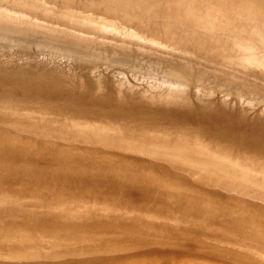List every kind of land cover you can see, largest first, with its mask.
I'll list each match as a JSON object with an SVG mask.
<instances>
[{"label": "bare ground", "instance_id": "bare-ground-1", "mask_svg": "<svg viewBox=\"0 0 264 264\" xmlns=\"http://www.w3.org/2000/svg\"><path fill=\"white\" fill-rule=\"evenodd\" d=\"M46 1H48V0H46ZM110 1H111L110 7L116 8L115 6H120V9H122L125 5V4H123L124 0H110ZM139 1H138V3H139ZM149 1H151V0H149ZM153 1L158 2L159 0H152V2L149 3V6H150V4L153 3ZM181 1H184V0H181ZM249 1L251 3L248 2L246 4V7H245L247 10L246 14H245L246 16L242 15V14L240 16H244V18H245L244 20H247L249 18L247 21L253 22V21H255L253 17H255L257 15L256 9H255V4H254V3H256L255 2L256 0L255 1L249 0ZM184 3H186V2L184 1ZM187 3H189V2H187ZM237 4H238V2H237ZM156 5H158V3ZM156 5L153 7L154 8L156 7V10H157ZM170 5H171V3H170ZM146 6H148V5H144V8ZM159 6L160 5H158V7ZM161 6H163V5H161ZM257 6H258V4L256 5V7ZM260 6H262V5H260ZM148 8H149L150 12H151V10H153L150 7H148ZM166 8L167 7H165V9ZM191 8H192V6H191ZM202 8H203V6H202ZM243 8H244V6H243ZM172 10H174V9H172ZM190 10H192V9H190ZM91 11L93 13V10H91ZM91 11H89V12L91 13ZM102 11H103V9H102ZM143 11H145V10H143ZM159 11H160V9H159ZM165 11H167V9ZM87 12H85V14ZM157 12H158V10H157ZM243 12H244V10H243ZM34 13H35V11H34ZM174 13H175V11H174ZM160 14H162V13H160ZM152 15H155L153 13V11H152ZM157 15H158V13H157ZM87 16H88V14H87ZM162 16H163V14H162ZM197 16L198 15H196V17ZM200 16L197 17L196 20L194 19V22L192 21V24L196 23L197 26L201 24V26L208 27L206 19L200 18ZM82 17H84V16H82ZM85 17H86V15H85ZM4 18H5V16H4ZM153 19H151V21ZM179 19H181V18H179ZM92 20H90V21H92ZM176 20H178V19H176ZM218 20H219V18H218ZM256 20H257V18H256ZM247 21H245V23L249 24ZM60 22H62V21H60ZM153 22L155 23V20ZM208 22H211V21H208ZM11 23H12V21H11ZM47 23H49V22H47ZM101 23H103V22H101ZM101 23L98 22L97 24H101ZM169 23H171V22L169 21ZM213 23L214 22L212 21V23H210V25L212 26ZM218 23L221 24V22H218ZM13 24H14V22H13ZM177 24H178V22H177ZM259 24H260V22H259ZM8 25H10L11 27L18 30V25H16V24L12 25L10 23ZM101 25H103V24H101ZM152 25H153V28L156 26V24H152ZM152 25H151V27H152ZM213 25L215 26V24H213ZM98 26L100 28V25H98ZM70 27H72V26L70 25ZM242 27H243V29H240V30H244V31L246 30L247 31V26H245V27L242 26ZM8 30H10V28H8ZM101 30H103V29H101ZM0 31H2V30H0ZM5 31L2 33L6 34L8 32V31H6V32ZM12 31H15V30H12ZM51 31L53 32L54 30H51ZM82 31H83V29H82ZM87 31H91V30H87ZM244 31H241V32H244ZM79 32H81V31H79ZM94 32H96V31H94ZM99 32H100V30H99ZM167 32H166V34H167ZM222 34H223V32H222ZM245 34H248V32H245ZM0 35H1V32H0ZM82 35H83V33H82ZM126 35H127V33H126ZM89 36H90V34H89ZM251 36H252V34H251ZM251 36H249V37H251ZM253 36H255V35H253ZM113 37L115 38V36H113ZM130 37H131V35H130ZM65 38H68V37H65ZM89 39H86V41ZM235 39H236V37H235ZM109 40H110V38H109ZM118 40H121V39H118ZM248 40H245V41L248 42ZM92 41H94V40H92ZM236 41H237L236 43H238L239 39ZM101 42H103V41L101 40ZM233 42H235V41H233ZM239 43H241V42H239ZM122 44L124 45V42ZM250 44H252V43H250ZM112 45H114V44L112 43ZM246 45H247V47H246L247 50L248 51L252 50V51L248 52L246 55H244V57L246 56L245 59L247 58L249 60L248 61L249 63L254 64L252 62H254L255 61L254 59L257 58L255 51L253 49L254 45H253V47L251 46V48H249L250 46L248 45V43ZM242 46H244V45H242ZM242 46L240 44V47L238 46V48H241ZM98 47H100V46H98ZM133 48H134V46H133ZM232 49H234V48H232ZM242 49H243V47H242ZM227 52L228 51H223L222 52L223 56L228 57ZM238 53H239V51H238ZM235 55H237V54L235 53ZM16 56H17V54H16ZM219 56H220V54H219ZM46 57H48V56H46ZM241 57H242V55H241ZM244 57H242L243 60H244ZM1 58H4V57H1ZM8 59H9V57H8ZM12 59H14V58H12ZM229 59H230V57H229ZM247 59L245 60L246 62H247ZM9 60H11V59H9ZM256 60L258 61V59H256ZM119 61L123 62L121 59ZM241 61H240V63H242ZM245 61L243 62L242 65L238 64V66L239 65L245 66L247 64ZM51 63H53V62H51ZM251 64H250V66H251ZM8 65H9V63H8ZM42 65L43 64H40V63H30V65H29V61H28L27 63L23 64V66L27 69L23 70L21 67H18L16 69H17V71L19 70L20 72L18 71L19 74L16 73L14 75H20L21 77L20 76H18V77L22 78L21 80L23 81V83L25 82L28 84V82H29V84L32 86L31 87L32 90L35 93L36 92L44 93V90L51 88L52 90H54L53 92L56 91L55 94H58L60 96V92H62V91L66 92L68 89L70 90L71 87L70 88H67V87H69L68 81H71V79H70L71 75L68 77L70 80L66 79L67 80L66 81L67 87L66 86H60L58 84L59 82H61V80H63L65 77H67L68 73L65 71L66 69L63 70L60 67L55 66V64H50V65H52V67H46V66H42ZM244 66L241 68H244ZM247 66H245V67H247ZM1 70L2 69H0V85H4V84L6 85L7 84L9 86L12 82L9 80L10 84L6 83L8 77L6 79V76L4 74L5 71L3 72ZM3 70H6L5 67L3 68ZM8 70H10V69L8 68ZM13 70H15V69H13ZM9 74H7V76ZM10 76H11V74H10ZM62 76H64L63 79H62ZM12 77H13V74H12ZM82 77H84V76H82ZM177 77H179V75ZM13 78H11V79H13ZM20 78H18L19 80H17L18 84L21 81ZM42 78L45 79V83L41 82ZM73 78L74 77H72V79ZM9 79H10V77H9ZM16 79L17 78H15V80ZM77 79H80V78L77 77ZM77 79L76 78L73 79L74 82H77L76 81ZM123 79H127L126 81H128V78L123 77ZM15 80H14V82H15ZM87 80L88 81L86 84L90 85L91 83H88V82H89V80L91 82V79H87ZM99 80H101V79H99ZM80 81H81V79H80ZM80 81L78 80L79 83H76V84H78V86L80 84L83 85L81 83L82 81L81 82ZM96 81H97V79H96ZM92 82H93V80H92ZM95 82H93V83L95 84ZM84 83H85V81H84ZM104 83H103V85H104ZM27 84H25V85H27ZM64 84H65V82L62 85H64ZM71 84H74V83H71ZM76 84H74V85H76ZM107 84L108 83L106 82V85ZM126 84H127V86L129 85V83H126ZM126 84L124 83L122 86H125ZM85 85L83 88H85ZM100 85L101 84H99V86ZM130 85H131V87H130V89H131L132 84H130ZM15 86H16V84H15ZM22 86H24V85H22ZM22 86L20 87V89H23ZM95 86H94V88H95ZM99 86H97L98 89L101 87V86L100 87ZM167 86H168L167 87L168 91L172 90L176 93L180 92L181 87L178 88L177 85L174 83H169V84H167ZM10 87L11 88L14 87L13 84L10 85ZM77 87H76V89H77ZM90 87H91V85H90ZM112 87L113 86H111L110 88H112ZM145 87H143V89ZM18 88H19V85L15 89L16 92H17ZM28 88H30V87H28ZM28 88H26L27 91H28ZM83 88H81L82 91H83ZM106 88H108V87L106 86ZM110 88H109V90H110ZM115 88H116V85H115ZM115 88H113V90ZM118 88H120V86ZM135 88L133 87V89H135ZM140 88H142V86ZM128 89H129V87H128ZM133 89L131 91H133ZM136 89H137L136 92L138 93L139 88H136ZM3 90H1V92ZM11 90L12 89H10V91L9 90L8 91L9 92L15 91V90H13V91H11ZM26 90H24V91H26ZM86 90L87 89H85V92H86ZM151 90H148V91H151ZM4 91L2 93H5L6 96H5V94L0 93V170L7 168L9 170H13L14 173H16L18 175V178H22L25 182H30L32 179H34V180H37L36 182L40 183L41 187H43V188L48 187L49 189H51L53 191H63L65 189H67V190H70L72 192H75L77 197L78 196H87V197H89V199L88 200L84 199L83 201H78L79 198L76 197L77 198L76 201L69 200V201H67L68 203H60V202H54V201H50V200H48V201L47 200L37 201L40 197H42V195L38 192L29 193L28 195H30L32 197V199H28L26 201H21L22 199H16L17 195H21V193H19V192L11 191L8 194H4L5 195L4 197L2 195H0V200H4L3 198H5V200H7V202H5V203H3V201H0V228H1L0 229V254L2 253V255H0V264H19V263L20 264H55L56 261L58 264H68L67 261H64L65 260L64 255H66L67 252H65V253L63 252L62 255L60 256V257H62L61 258L62 260L64 259L63 261H61V259H60V260H56L54 263L50 262L51 260H49L47 258H42V257H41L42 259L37 258L38 257L37 255H40V254L43 255L45 252L47 253V250L43 249L42 246H45L46 243L48 242V243H51V246L48 245L49 250L53 251V253H55V252L57 253L61 250L62 251L65 250V251L70 252L71 256H72V253L74 254L77 251L79 253V251L81 250L80 248H82V249L88 248L89 249L88 245H91L93 247L94 246H100L101 244L99 242L102 239L99 240V242H97L98 240H96V239L98 237H101V236H102V238H104V237L110 238L111 237V239L113 236L114 237L116 236V237H120L121 239L123 238L126 240L131 238V236L129 237V235H132L134 237V230L135 229L134 230L132 229L134 227L136 229L139 228L138 232H137L138 234H135V235H136V237H142L140 239V242H139V243H142L141 246H144V245L147 246L148 243L146 244L145 241L147 242V240L148 241L151 240L154 237V235H155V237L159 236V238H160V236L162 238V235H164V237L166 235V237H169V238L171 237V239L173 238L176 240V238H178V240H180L183 237V230L188 229L185 226L189 225V228H190L194 224L200 225V226L196 225L197 228H195V229H193L194 227L192 228L193 230L197 229L196 230L197 233L202 235V236L196 235L197 238H199L200 240L206 239V241L210 240V242H211L213 239L219 240L221 237H222V239H225V237H228L230 240L232 239L234 241V244L235 243L236 244L237 243L242 244V245L237 244V246H238L237 251H236V249H233V250L231 249L232 250L231 254L232 253L237 254L238 257L242 256V257H245L246 259H247V257L250 259H255V261L260 260L258 258H263V259H261L263 262V260H264V203H259V202L252 200V199H248V198H242L241 196H234L233 194L225 195L223 193L224 191L221 193L220 191H218V189L216 190V188H215V187H218L220 190H223V189L227 188V186H231V183L246 184L249 182L248 180H251V183L254 182V184H257L258 181H260V182H262V185H264V175H261L262 174L261 171H260L261 176L258 175L259 172L256 173L257 171H259L257 168H259V169L263 168L264 169V130H262L260 127H257L255 125L252 126V124L251 125L249 124V126H250L249 128H244L240 125V122L238 121L240 119L236 120V118L230 117V115L228 113H226L228 116H224L225 114L222 116V114H221V116L219 115L217 117H216L217 113H215V118H213L212 117L213 113H208V112L205 113L202 110H200L199 108L197 109L199 111L198 112L197 110L192 109L189 104H187L186 101H188V100H186V98L176 96L174 94L168 96L167 97L168 99H165V100L161 99V101L159 100V104L156 107H152V106H149V104L145 105L143 103V100L145 98L143 93H142V95H143L142 97H144L143 100L141 99L142 97H139L142 100L141 104L137 103V102L131 103L129 101L130 98H128V96H127L128 101H122V98H121V100L118 99L119 100L118 101L117 98H119V97H116V96H118V94H120L119 92H122V91H119L118 93H115L117 95H115L116 100L115 101L113 100V103H111L112 102L111 100H110L111 102L109 100L107 101V102H110V105L109 104L106 105L107 106L106 109H105V105H104V107H102V105H101V107H102V109H101L99 107L100 104H99V106L97 104L98 107L96 105H94L97 108H93V105L90 104L92 106V108H89L88 110H93L96 112H93V111L89 112L87 109L86 110L89 113L86 112L85 107H84V106H86V104L81 105V104H79L80 100L77 101V104H79V106L80 105L82 106V110L83 109L85 110V112H83L85 114H83L82 111H81L82 114L80 112H79L80 114L78 113V109L81 110V108H80L81 106L80 107L78 106L77 112L76 111H74V112L78 113L79 115L75 114V116H74V114H73L74 112H71V113H69V115L73 114V116L71 115V117H70L69 115H66L67 113H65V115H64V112H63V116H61L62 113L60 116H58V114L60 112L58 113L57 110H59L58 107H60V106H57V105L61 102L60 99H58L59 100V103H58V101L56 100L57 98H55V100H53V97H40V98H44V99L42 101L40 100V104L38 105L39 101L36 100L37 97L35 94V97H36L35 100L36 101L34 99H32V100H34L33 101L34 103L33 102L32 103H33V105H35V106L38 105V106H36V107L34 106L35 108L32 109L31 106L29 107V105H31L32 103L28 105V102L31 99L30 100L28 99L29 101L27 100L28 101L27 103L24 102V105H21V104L18 105V102H17V104H15V101L17 99L12 97L11 100L14 101V103H12V101H10L8 96H7V93H6L7 90L5 92ZM24 91H22V92H24ZM29 91L27 93H29ZM89 91L90 90H88L87 92H89ZM102 91H105V90H102ZM91 92H92V90L89 92L90 93L89 96L94 95V93L91 94ZM96 92H97V89H96ZM111 92L108 91V94H106L107 93L106 92L105 93L106 96L109 95V93H111ZM136 92H135V94H136ZM141 92H143V91L141 90ZM32 93H29V94H32ZM112 93H114V92H112ZM148 93L146 92L147 95H148ZM10 94L11 93H9L8 95L10 96ZM16 94L14 96H16ZM29 94H24V96L21 94L19 96V94H17L18 95L17 96L18 101L19 100L22 101L21 97L22 96L25 97V95L27 97V96H29ZM122 94H124V93H122ZM132 95H134V93ZM155 95H156V93L154 94V96ZM59 96H58V98H59ZM97 96H98V94H97ZM97 96L95 95V97H96L95 99H97ZM130 96H131V94H130ZM136 96H137V94H136ZM150 96H151V94H150ZM154 96H153V98H154ZM23 97H22L23 101L24 100L26 101V99L28 98V97L27 98L25 97V99H24ZM33 97H34V94H33ZM92 97H90V98L92 99ZM101 97H99V98H101ZM112 97L114 99V96H112ZM123 97H125V95ZM133 97L136 98L135 95ZM158 97H159V95H158ZM103 98H106V97L103 96L102 99ZM107 98L110 99L109 97H107ZM125 98H124V100L127 99V98L126 99ZM132 98L130 99L131 101L135 100ZM147 99H149V98H147ZM147 99H146V101H147ZM82 100H84V99L82 98ZM85 100H86V98H85ZM99 100H98V102H99ZM88 101H87V104H88ZM135 101H137V99ZM146 101H145V103H146ZM189 101L194 102V100H189ZM35 102H37V104ZM69 102L70 101L65 102V104L68 103L66 106L69 105ZM138 102H140V101H138ZM21 103L23 104V102H21ZM71 103H72V105L73 104L75 105L74 102H71ZM80 103H81V101H80ZM96 103H93V104H96ZM52 104H54V106H55V104H57L56 106L58 109L57 108L56 109L50 108V106ZM65 104L64 105L62 104V106L66 107ZM77 104H76V106H77ZM197 104L199 105V102H197ZM208 104L211 108V103L209 102ZM33 105H32V107H33ZM59 105H61V104H59ZM117 105H126V106H129L131 108H130V111H126V112L120 111V113H116L114 111L108 110V109H110V107L111 108L116 107ZM62 106L60 107V109L62 108ZM76 106H73V107L69 106L68 108H72V110H74V107L76 108ZM138 106L144 107L147 111L140 118L135 117V111L138 110V108H137ZM46 108L47 109L50 108V110L48 109V111H47ZM68 108L66 111H65V109L64 110L61 109L59 111L69 112ZM98 108H100V109H98ZM51 109H53V110H51ZM18 115L19 116L21 115V117H22V115H24V119H25V117H27V119L26 120L22 119V121H24V122H22V121L20 122L19 120H21V117L19 118ZM263 115H264V112H263ZM263 115H262V117H263ZM16 116L19 118V120L17 118V121H16L17 123L15 122ZM101 116L104 118H102ZM258 116H260V113ZM56 117H59L58 121L61 120L62 123L65 124V126H67V128L69 127V129L70 128L72 129V132L73 131L75 132L73 134V135H75V139H72L71 138L72 136L70 137L72 139V141H74V143L73 142L67 143L69 137H68V135L66 136V134H64L61 131L62 130L61 128H60L61 130L58 129L59 130L58 132L61 131V133L56 134L55 128L57 127L58 124L56 125V127H54L55 123H54V125L52 124L53 127H51L52 125L51 126L48 125L47 121H51V119L53 121V119H56ZM247 117H248V115H247ZM254 118H256V117H253V119ZM52 121H51V123H52ZM223 121H226V122L223 123ZM247 121L252 123V121H250L249 119ZM46 122H47V124H45ZM261 122H263V121H261ZM207 123H210V125H208ZM42 125H46V128H42ZM47 125H48V127H47ZM60 125L62 126V124H60ZM242 125H244V124H242ZM61 126L58 125V127H61ZM78 126H84L85 131H88L95 138H97V142L89 143V142L85 141V138H87L88 135L86 133L81 134V132L77 130ZM93 129L98 130L99 133L93 132ZM67 130L68 129H66L65 131H67ZM209 132L212 134H207ZM170 140H173V141L175 140V141L173 143H170ZM133 146H137V148H142V150L145 149L146 152H149V153L150 152L151 153L156 152V153L162 155V157L164 156L165 158H169V160L166 159V162L170 161L171 165L170 164H168V165H170L174 168H170V167H168V165L164 164V163H166L165 161H163V164H161L162 161H160L159 158H157V159L159 160L160 163L158 161H156V159H152L153 161L149 160L150 157H147L148 156L147 154H146L147 156H144V154H143L144 152L143 153L139 152L140 155H137L135 152H137L138 150L136 148H134ZM239 146H240V148L238 149ZM236 150L240 151V152H237V153H240L239 157H241V156H243L242 158H244V156L248 157L247 169L245 168L246 170L242 169L241 167H240L241 170L238 169L239 166H241V164H243L244 162L241 163L240 165H238L237 166L238 168H235V166L233 164L232 165L230 164L233 162L228 161L231 157L228 158L227 156L230 155V152H233V151L236 152ZM141 154H143L144 157H142ZM234 155H235V153H234ZM151 158H153V157H151ZM222 158H225V159H222ZM226 158H228V160H226ZM234 158L232 157V159H234ZM239 159H241V158H239ZM239 159H237V160L234 159L235 160L234 164L236 163V161L238 162ZM228 162H230V163H228ZM185 168H187V170ZM255 169H257V170H255ZM1 185L4 186L3 183H1ZM211 187H213V188H211ZM48 188H46V189H48ZM166 188H167V190H166ZM231 188H233V187H231ZM169 190H171V192L169 193V195H171L170 197H172V196L173 197L174 196L179 197L181 195L180 197L182 198L183 196L186 197V195H188V197H186V199H184L185 201L190 200L191 198H192L191 199V201H192L193 197H195L196 195L199 197L196 196L195 198L200 199L202 197V194L205 195L207 200H211L210 202H212V204L214 203V200H215V203H218V201L216 199L219 200V198H220L221 199L220 202L224 201L227 203V209L226 210H228V212L226 210H225L226 212H224V209L226 207L224 208L221 205H220V207L224 208L223 211L215 208L220 202L218 204H216L215 207H214L215 204H213V206H210L209 204H207V206H210L213 208V209L210 208L211 210L207 208V211L208 210L212 211V213L209 212L210 213V214L208 213L209 215L208 214L204 215L207 213V211L205 210L206 208L204 209L206 213H202L201 210H199V211L197 210L199 208H196V206H194L192 204V202H193L192 201L191 204L195 208L193 209V207H192V209H190L191 208L190 207L189 210H192L193 214H195V215L191 216V217H188V215H187V217H185V214H182L185 210H183V212H182V209H177L174 207L172 209L169 208V211H166V210L164 211L163 206L161 207L162 209L160 208L161 210H158V207H157V209L148 207V205H150V204L154 205L156 203L155 205H157V201L159 199L158 197L163 198V195H165L166 192ZM138 191L143 195V196H141V195L140 196L144 197L142 200H141V197H139V195H137ZM135 192H136V195L140 198V201H132L131 200V197H134L132 194L133 193L135 194ZM162 193H163V195H162ZM199 193H201V195H198ZM166 195H168V193ZM166 195H165L164 199L169 197V195L168 196H166ZM205 197H204V199H206ZM180 199H179V201H180ZM29 200H31V201H29ZM102 200H105L106 203L101 202ZM110 200H113L112 203H108V201H110ZM135 200H137V199H135ZM175 200L177 201V199H174L172 201H175ZM200 200L203 201L202 199H200ZM179 201H178V203H179ZM201 201H199V202H201ZM74 202H76V205ZM161 202L162 203H160V204H163L162 200H161ZM194 202L197 203V200H195ZM83 203H84V205H81ZM207 203H208V201H207ZM174 204H176V202ZM179 204H180L179 206H181V204H184V203H182V200H181V203H179ZM189 204L190 203H187V202L185 203V205H189ZM144 205H147V207H144ZM167 205L168 204H166L165 206H167ZM171 205H172V203H171ZM199 205L201 207L202 203L197 204V206H199ZM203 205L205 206L206 204L204 203ZM223 206H224V204H223ZM225 206H226V204H225ZM177 207H178V205H177ZM217 207H219V206H217ZM34 208L42 209L43 211H45V212L47 211L48 213L45 214V212H42L44 214H38V213L34 212V210H33ZM37 209H35V210H37ZM186 209L188 210V206ZM201 209H203V208H201ZM52 210H55V211L57 210V212L59 210V212H62L63 214H59V212L53 213V212H51ZM215 210H218V211L220 210L221 213H218V211H215ZM49 213H51V214H49ZM212 215H214V216H212ZM123 216H124V218H123ZM127 216H128V218H130V221L131 220L136 221V224H137V221H140L139 218L142 220L143 219L145 220L147 216H151L153 220L155 219L158 222V224H155V225L153 224L155 228L152 227V229H155L156 232H154V235L150 232V230H151L150 229L151 228L150 223H151L152 219L150 220V223H148L149 222L148 218H147V221H148L147 223H145V221L143 224L139 222L140 225L137 224V226H136V224L133 223V221L132 222L128 221V223L124 224L125 226H126V224L128 226V224L130 223L132 226H134L131 228V226L129 224L130 229L133 230V234L132 233L129 235L127 234V236H126V234L123 233L122 231L121 232L120 231L119 232L118 231L113 232V230L115 228L114 226H120V229L124 227V226L122 227L123 224L121 225V223L127 222L126 221L127 218H125ZM121 218H122V220H121ZM118 219H120V220H118ZM123 219H125V221ZM76 220L78 223L80 221V224L82 223L84 226H86L85 223H89L90 224V225L88 224L89 227H91V225H92V227H96V225L98 224L99 225L98 228L101 227V229L99 231H96V232L89 231L90 233L91 232L96 233L94 235L88 234L89 232H87L88 236H86V237L93 238V239H84L82 236L83 239L81 241H77V243H76V238L80 235V232H81V230L76 227V223H77ZM59 221H61V223H65L66 221L70 222V224H71V222H75V223H74V225L69 226V224H68L65 226V224L67 223L66 222L65 224H63V226H61V224H59ZM122 221H124V222H122ZM201 223L206 224V225L202 224V226L204 225L203 228H209V230L205 231V229H204V231H203V228H198V227H201ZM80 224H78V225H80ZM165 224H170L171 226H174L177 228H178L177 225H179V229L183 228V227L180 228V226H181L180 224H183V226L185 228L182 231L178 229V233L175 232V234H178L180 236L175 237L176 235L173 236L174 235L173 232L176 230L175 228H174V231L172 232L173 235L168 233V232H166V234H165V232L162 233V231H163L162 229L164 228L163 225H165ZM139 226H141V228ZM81 227H83V226L80 225V228ZM166 227H167V225H166ZM83 228L86 229V227H83ZM169 228H171V227H169ZM124 229H125V227H124ZM124 229H122V230H124ZM127 229H129V227H127ZM78 230L80 232H78ZM87 230H89V228ZM139 230H142V231L139 232ZM165 230H167V229L165 228ZM172 230H173V228H172ZM128 231L131 232V230H128ZM185 231H184V233H185ZM190 231H191V228H190ZM76 232H78L79 234L77 233L78 234L77 235ZM169 232H171V231L169 230ZM81 233H82L81 235L85 234V233L83 234V232H81ZM195 233L196 232H194L193 234H195ZM168 234L170 236H167ZM151 235H153L152 238H151ZM9 236L14 237V239L16 237H20L21 241L19 239L18 240L15 239L16 242L14 239H13V241H10V239H12V238H9ZM79 237H81V236H79ZM65 238H66V241H68V242L70 240H72V242L69 243L70 245L65 244L64 243L65 241L63 243H61L62 240ZM94 238H96V239L94 240ZM105 238H104V240H106ZM184 238H186V236H184ZM77 239H79V238H77ZM156 239H158V237ZM199 239H198V241H199ZM158 240H160V239H158ZM163 240H165V238ZM187 241L190 243L189 240H187ZM132 242H131V244H132ZM200 242L201 241H199V243ZM104 243L107 244L108 242L106 243V241H105ZM108 244L110 246V240H109ZM125 244H127V243L125 242ZM125 244H123V245L125 246ZM152 244H154V243H152ZM156 244H159V242L158 243L156 242ZM207 244H205L203 246H207ZM219 244L216 245L217 249L224 250L223 251L224 253L226 251H230V250H228L229 246L228 247L226 246L227 248L222 247V246L219 247L218 246ZM119 245H121V244H119ZM245 245H247V246H245ZM127 246H129V244ZM241 246H245L244 249H246L248 251V253H246V251L242 252L240 249ZM191 247H193V245ZM147 248L152 249L154 247L150 245ZM247 248L251 249V251H254L255 253L251 252ZM104 250L106 251L105 248H104ZM104 250H101V251H104ZM119 250L117 249V251H119ZM114 251H116V250L114 249ZM81 252H84V250ZM148 252H150V251H148ZM107 253L109 254V251H107ZM119 253H121V252L119 251ZM58 254L60 255L61 253L59 252ZM80 254H82V253H80ZM108 254H107L106 258L108 257ZM104 255H106V254H104ZM104 255H103V258H104ZM217 256H219V255H217ZM221 256L225 257L224 255H221ZM44 257H47V255L46 256L44 255ZM123 257H124V254H123ZM242 257H241V259H242ZM100 258H102V257H100ZM110 258H111V256H110ZM50 259H52V258H50ZM79 261L81 262V260H79ZM105 262H107V261H104L103 263L105 264ZM122 262H124V261L122 260ZM140 262L141 261L136 263V261H134V260L133 261L128 260L122 264H135V263L139 264ZM236 262H239V261H236ZM69 263H71V262H69ZM118 263L120 264V262H118ZM244 263L250 264V263H248V261H247V263L246 262H244ZM111 264H113V263H111Z\"/></svg>", "mask_w": 264, "mask_h": 264}, {"label": "rangeland", "instance_id": "rangeland-1", "mask_svg": "<svg viewBox=\"0 0 264 264\" xmlns=\"http://www.w3.org/2000/svg\"><path fill=\"white\" fill-rule=\"evenodd\" d=\"M138 1L139 0H124V2H123V4H125L124 7L123 8L121 7L122 9H120V6H115L117 8L116 9L114 7H110L111 6L110 0H48V1H46V0H0V30H2L0 32H1V35L3 34L2 36L0 35V69H2L1 71H3V72L5 71L4 74L6 76V79L8 77L6 83L10 84V82H9V80H10L12 82L10 85L13 84V86H14L11 88L10 85L8 86L7 84L6 85L5 84L0 85V93H2L4 90L5 91L7 90L6 93H7L9 100L12 101L11 98L14 97L15 99H17L15 101V104H17V102H18V105L19 104L24 105V102L27 103L30 99L35 100L36 97L38 98V99L36 98V100L39 101L38 105L40 104V100L42 101L44 99V98H40V97H53V100H55V98H57L56 100L58 101V103H59L58 99H60L62 103L60 102L59 104H61V105L55 104V106H54V104H52L50 106V108H53V109H56L57 106L61 107L62 104L64 105L66 101L67 102L70 101L68 106H66L68 103L65 104V106L67 108L69 106L73 107V106H76L77 101L80 100L81 103L79 101V104H81V105L86 104L87 107L84 106L85 110L92 108L91 105H93V108H97L99 106V104H100L99 107L101 109H102V107H104V105H105V109H106L107 108L106 105H108V104L110 105L111 101H112L111 103H113V100L115 101L116 97H119V98H117V100L118 99L121 100V98H122V101H128V98L131 99L134 95L136 98L133 97L132 99H135V100L137 99V101H135V100L131 101L129 99V101L131 103L137 102V103L141 104V101L145 97L143 100V103L145 105L149 104V106L156 107L159 104V100L161 101V99L162 100L168 99L167 98L168 96L174 94L176 96L186 98V100H188V101H186L187 104H189L192 109L197 110L199 108L200 110H202L205 113L206 112L213 113L212 114L213 118H215V113H217L216 117L219 115L221 116V114H222V116L224 114H225L224 116H228L226 114V113H228L230 115V117L236 118V120L240 119L238 121L240 122V125L244 128H249L250 127L249 124L250 125L252 124V126L255 125L257 127H260L262 130H264V115H263V112H264V63H263L264 62V33H263L264 32V5H263L264 0L263 1L262 0H256V1L253 0L256 2V3H254V2L253 3L255 4V9H256V14H257L255 17H253L255 20L253 22L247 21L249 18L247 20H244L245 19L244 16H240L241 14L242 15L246 14L247 10L245 7H246V4L248 2H250L249 0H238V1L237 0H184L186 3H184V1H181V0H163L164 2L162 0H159L160 2L159 1L158 2L153 1V3L150 4V6H149V3L152 2V0L151 1L140 0L141 2L139 1V3H138ZM187 2H189V3H187ZM237 2H238V4H237ZM157 3H158V5H160L159 6L160 8L158 7V5H156ZM170 3H171V5H170ZM257 4L259 7L258 6L256 7ZM259 4L262 6H260ZM144 5H148V6H146L144 8ZM152 5L157 6L158 12L156 10V7L154 8ZM161 5H163V6H161ZM201 5L203 6L204 9L202 8ZM191 6H192V8H191ZM243 6L245 9L243 8ZM148 7L152 8L153 10L150 9L151 10V12H150ZM165 7H167L166 8L167 11H165L166 10ZM90 9L93 10V13ZM102 9H103V11H102ZM159 9H160V11H159ZM172 9H174V10H172ZM190 9H192L193 11ZM88 10L91 11V13ZM143 10H145V11H143ZM243 10H244V12H243ZM34 11H35V13H34ZM152 11L155 15H152ZM174 11H175V13H174ZM85 12H87V13L85 14ZM156 12L158 13V15ZM160 13H162L163 16ZM87 14H88V16H87ZM85 15L87 18L85 17ZM196 15H198L197 17H199L201 15L200 18L206 19L208 27L201 26V24L197 26L196 23L192 24V21L194 22V19L196 20V18H197ZM4 16H5V18H4ZM82 16H84V17H82ZM179 18H181L182 20ZM218 18H219V20H218ZM256 18H257V20H256ZM151 19H153V20L151 21ZM176 19H178V20H176ZM90 20H92V21H90ZM154 20H155V23L153 22ZM11 21H12V23H11ZM60 21H62V22H60ZM169 21L171 23H169ZM208 21H211V22H208ZM212 21L214 22L213 24H215V26L213 24H212V26L210 25V23H212ZM245 21H247L249 24L245 23ZM13 22H14V24H13ZM47 22H49V23H47ZM98 22L99 23L103 22V23H101L103 25L97 24ZM177 22H178V24H177ZM218 22H221V24ZM259 22H260V24H259ZM9 23L12 25H15V24L18 25V30L11 27L10 25H8ZM152 24H156V26L153 28ZM70 25L72 27H70ZM98 25H100V28ZM151 25H152V27H151ZM242 26H244V27L247 26V31L246 30L245 31L240 30V29H243ZM8 28H10V30H8ZM81 28L83 29V31ZM11 29L15 30V31H12ZM101 29H103V30H101ZM3 30L4 31L6 30L8 32L6 34H4V33H2V32H4ZM51 30H54V31L52 32ZM87 30H91V31H87ZM93 30L96 32H94ZM99 30H100V32H99ZM79 31H81V32H79ZM241 31H244V32H241ZM166 32H167V34H166ZM222 32H223V34H222ZM245 32H248V34H245ZM82 33H83V35H82ZM126 33H127V35H126ZM89 34H90V36H89ZM251 34H252V36H251ZM130 35H131V37H130ZM253 35H255V36H253ZM113 36H115V38ZM249 36H251V37H249ZM65 37H68V38H65ZM235 37H236V39H235ZM109 38H110V40H109ZM86 39H89V40L86 41ZM118 39H121V40H118ZM238 39H239V41H238V43H236L237 42L236 40H238ZM92 40H94V41H92ZM101 40L103 42H101ZM245 40H248V42ZM122 41L124 42V45L122 44L123 43ZM233 41H235V42H233ZM239 42H241V43H239ZM246 42L248 43V45L250 43H252V44L254 43L253 44L254 47L252 44L249 45L250 47L248 46L249 48H251V46L253 47L255 54H256V57H257L256 59H258V61L256 59H254L255 61L252 62L254 64L249 63L248 62L249 60L247 58H246L247 62L245 61L246 56L244 57V55H246L248 52L252 51V50H249V51L247 50V48H246L247 43ZM112 43L114 45H112ZM240 44H241V46L244 45V46H242L243 49H242V47L238 48V46L240 47ZM98 46H100V47H98ZM133 46H134V48H133ZM232 48H234V49H232ZM223 51H228L227 52L228 57L223 56V53H222ZM238 51H239V53H238ZM230 53L231 54L233 53V54L231 55ZM235 53L237 55H235ZM16 54H17V56H16ZM219 54L221 57L219 56ZM241 55H242V57H244V60L242 59ZM46 56H48V57H46ZM1 57H4V58H1ZM8 57L11 60H9ZM229 57H230V59H229ZM12 58H14V59H12ZM120 59L123 62L119 61ZM28 61H29V65H30V63H40V64H43L42 66L52 67V65H50V64H55V66L60 67L63 70L66 69L65 71L68 73L67 77L64 78V76H62V79L63 78L64 79L63 80L60 79L61 82H59L58 84L60 86H66L67 85L66 81L71 79V81H68L69 87L66 86L67 88L71 87L70 90L68 89L66 92H63V91L60 92V96L58 94H55L56 91L53 92L54 90H52L51 88L44 90V93H40V92L35 93L32 90V88H31L32 86L29 84V82H28V84L25 82L23 83V81L21 80L22 78H20L21 77L20 75H14V74L18 73L19 70L17 71V69H16L18 67H21L23 70L27 69L23 66V64L27 63ZM240 61L242 63H240ZM244 61L247 63V64L245 63L246 64L245 66H247V65L248 66L245 67L243 65L244 68H241V67H243L241 65L243 64ZM51 62H53V63H51ZM8 63H9V65H8ZM238 64H241V65L238 66ZM250 64H251V66H250ZM4 67L7 71L3 70ZM8 68L10 70H8ZM13 69H15V70H13ZM6 73L7 74L10 73L11 76H10V74L7 76ZM12 74H13V77L15 76L14 78L12 77ZM70 75H71V77L69 79L68 77ZM178 75H179V77H177ZM18 76H20V77H18ZM82 76H84L85 78ZM9 77H10V79H9ZM72 77H74L73 79H75V78L77 79V77H79L82 82L80 81V79H77L76 80L77 82H74ZM123 77L128 78V81H126L127 79H123ZM11 78H13V79H11ZM15 78H17V79L15 80ZM18 78H20V80H21L20 82L18 81L19 84L17 83V80H19ZM87 79H91V82H90V80L88 82V83H91L90 84L91 87L89 84H86L88 81ZM96 79L98 82L96 81ZM99 79H101V80H99ZM14 80L16 83L14 82ZM78 80L83 84V85L80 84L79 85L80 87L78 86V84H76V83H79ZM92 80H93V82L96 81L98 84L96 82L94 84L92 82ZM84 81H85V83H84ZM41 82L45 83V79L42 78ZM62 82L63 83L65 82V84L62 85L63 84ZM102 82L104 83V85ZM106 82L109 85L108 84L106 85ZM14 83L16 84V86ZM71 83H74L76 85L71 84ZM124 83L125 84L129 83V85L127 86V84H126L125 86H122ZM169 83L176 84L178 88L181 87L180 92L176 93L172 90H169L171 92L170 93L167 90L168 89L167 84H169ZM17 84L19 85V88L16 92L15 89H16V87H18ZM25 84H27V85H25ZM99 84H101L100 85L101 87L99 86ZM130 84H132L131 89H130V87H131ZM20 85L21 86L24 85V86H22L24 90H26V88L30 87V88H28V91L31 89L30 90L31 92L29 91V93H32V92L33 93L29 94V93H27L28 92L27 90H26L27 91L26 92L23 89H20V87H21ZM84 85H85V88H83ZM115 85H116V88H115ZM118 85L120 86V88H118L119 87ZM94 86H95V88H94ZM97 86H99L100 88L98 89ZM103 86L105 88L107 86L108 87V88H106L107 90ZM111 86H113V87L110 88ZM141 86H142V88H140ZM76 87H77V89H76ZM128 87H129V89H128ZM133 87L139 88L138 93L136 92L137 89L136 88L133 89ZM143 87H145V88L143 89ZM9 88L12 89L11 91H13V90H15V91L9 92L10 91ZM81 88H83V91ZM109 88H110V90H109ZM113 88H115L114 90L116 92L113 90ZM85 89H87L86 92L88 90H90V91L92 90L91 94L94 93V95L89 96L90 91L86 93ZM96 89H97L98 93L96 92ZM132 89L134 92L131 91ZM1 90H3V91L1 92ZM102 90H105V91H102ZM141 90L143 92H141ZM148 90H151V91H148ZM22 91H24V92H22ZM108 91L114 92V93H112V92L109 93V95L111 97L109 95L106 96V94H108ZM119 91H122V92H119ZM8 92L11 93L10 96L8 95L9 94ZM15 92L17 94H19V96H20V94L23 96H24V94H29L30 97L27 96L28 97L27 98L25 95V97L27 99H26V101L25 100L23 101V99H22L23 96H22L21 97L22 101L19 100L20 101L19 102L18 97H17L18 95ZM95 92L98 94V96ZM118 92L121 95L118 94V96L115 97V95H117L115 93H118ZM135 92H136L137 96H136ZM146 92L147 93L149 92L151 94V96L149 93H148V95H149L148 96L146 94ZM122 93H124V94H122ZM133 93H134V95H132ZM142 93H143L144 97H142L143 96ZM155 93L157 96L156 95L154 96ZM2 94H5V93H2ZM15 94H16V96H14ZM33 94H34V97H33ZM35 94H36V97H35ZM130 94L132 97L130 96ZM95 95L97 96V99H95L96 98ZM102 95L106 98L102 99V97H103ZM122 95L123 96L125 95L126 98L128 96V98L126 99ZM158 95H159V97H158ZM5 96H6V94H5ZM58 96H59V98H58ZM112 96H114V99ZM153 96H154V98H153ZM25 97H23V98L25 99ZM90 97H92V99ZM99 97H101V98H99ZM107 97H109L110 99H108ZM137 97L138 98L142 97L141 98L142 100L140 98H139L140 99L139 100ZM82 98L84 100H82ZM85 98H86V100H85ZM124 98L126 100H124ZM147 98H149V99H147ZM87 99L88 100L90 99V100L88 101ZM146 99H147V101H146ZM31 100L29 101L30 103L28 102V105L34 101V100L31 101ZM98 100L100 103L98 102ZM108 100L109 101L111 100V101L107 102ZM189 100H194V102L189 101ZM87 101H88V104H87ZM138 101H140V102H138ZM145 101H146V103H145ZM21 102H23V104ZM71 102H74L75 105L74 104L72 105ZM197 102H199V105L197 104ZM209 102L211 103V108L208 104ZM12 103H14V101H12ZM33 103L31 105H29V107L31 106L32 109L35 108L36 106H38V105H36V106L33 105ZM35 103L37 104V102H35ZM93 103H96V104H93ZM79 104H77L76 108L74 107V110H72V108H68L69 112H65L67 110V108L64 106H62L61 109L62 110L65 109V111H62V112L59 111L61 109H60V107H58L59 110H57V112L58 113L60 112L58 114V116H60L61 113H62L61 116H63V112H64V115H65V113H67L66 115H69V113H71V112H74V111L77 112V109H78L77 107L79 106ZM97 104H98V106H97ZM32 105H33V107H32ZM94 105H96L97 107ZM101 105H102V107H101ZM50 108H48V109L50 110ZM80 108H81V110L78 109V113L79 112L81 113V111H82V113L85 112L84 109L82 110V106ZM100 108H98V109H100ZM130 108L131 107L126 106V105H117L116 107H112V108L110 107V109H108V110L114 111L116 113H120V111H122V112L130 111ZM137 108H138V110L135 111V117H137V118L142 117L145 114V112H147L144 107L138 106ZM48 109L46 108L47 111H48ZM53 109H51V110H53ZM87 110H86V112H88V111L92 112L93 111V110H88V111ZM93 112H96V111H93ZM258 112L260 113V116H258L259 115ZM78 113L74 112L73 114L75 116V114H77V115L80 114V113L79 114ZM73 114H71V115L73 116ZM83 114H85V113H83ZM71 115H69V116L71 117ZM247 115H248V117H247ZM262 115H263V117H262ZM20 117H21V115L19 116V118ZM253 117H256V118L253 119ZM17 118L18 117L16 116L15 122L17 121ZM19 118H18V120H19ZM102 118H104V117H102ZM22 119H24V115H22L21 120H19V121L21 122ZM26 119H27V117H25L24 120H26ZM56 119H53V121L51 119L52 123H51V121H47L48 125L51 126L52 124L54 125V123H55L54 127H56L57 124L59 126H61L60 124H62L63 127L62 126L58 127V125H57V127L55 128L56 134L61 133V131H62L64 134H66V136L68 135V137H69L67 143H69V142L74 143V141H72V139H75V135H73L75 132L74 131L72 132L71 128L70 129H69V127L67 128V126H65V124H63L61 120L58 121L59 117H56ZM248 119L250 121H252V123L247 121ZM261 121H263V122H261ZM22 122H24V121H22ZM47 122L45 124H47ZM224 122H226V121H223V123ZM207 124L210 125V123H207ZM242 124H244V125H242ZM48 125H47V127H48ZM53 125L51 127H53ZM42 128H46V125H42ZM65 128L68 130L65 131L66 130ZM58 129H60L61 131L58 132L59 131ZM77 130L80 131L81 134L86 133L88 135L87 138H85V141H87L89 143L97 142V138H95L88 131H85L84 126H78ZM93 132L99 133V131L96 129H93ZM207 134H212V133L209 132ZM174 141L170 140V143H173ZM133 147L138 150L137 152H135L137 155H140V153L144 152L143 153L144 156L148 155L147 157H150L149 160L156 159V161H158V162L160 160V161H162L161 164H163V161L166 162V159L169 160V158H165L164 156H163L164 157L163 158L162 155H160L156 152H152V153L150 152L149 153V152H146L145 149L142 150V148H137V146H133ZM239 148H240V146L238 147V149ZM237 152H240V151L236 150V152H234V151L230 152V155H228L227 157L228 158L231 157V158L229 160H228V158H226V160H228L230 162L232 161L233 163H230V162H228V163H230L231 165L233 164L235 166V168H238L237 166L244 162L243 164H241V166H239L238 169H240V170H241V168L247 169L248 157H245V156H244V158H242L243 156L239 157L240 153H237ZM234 153H235V155H234ZM143 154H141L142 157H144ZM151 157H153V158H151ZM232 157L233 158L235 157L234 159H236V160L239 158H241V159H239L238 162L236 161V163H235L236 165H235L234 164L235 160L232 159ZM157 158H159V160ZM222 159H225V158H222ZM164 164L168 165V164H170V161H168ZM170 165H168V167L174 168ZM185 169L187 170V168H185ZM257 169L259 170L256 172V173L259 172L258 175H260L261 173H262L261 175H264V172H263L264 169L263 168L262 169L257 168ZM257 169H255V170H257ZM260 171H261V173H260ZM36 181L37 180L32 179L30 182H25L22 178H18V175L16 173H14L13 170H9L7 168L2 169V170H0V195H2L4 197L5 196L4 194H8L11 191L19 192V193H21L22 196L17 195L16 199H22L21 201H26L28 199H32V197L30 195H28L29 193L38 192L42 195V197H40L37 201H41V200H47L48 201V200H50V201L60 202V203H68L67 201H69V200L76 201L77 198H79L78 201H83L84 199L85 200L89 199V197H87V196H78L77 197L75 192H72V191L67 190V189H65L63 191H53V190L49 189L48 187L43 188V187H41L40 183H38ZM248 181L249 182L246 184L231 183V186H227V188H225L223 190H220L218 187H215V188H216V190L218 189V191H220L221 193L224 191L223 193L225 195L233 194L234 196H241L242 198H248V199H252V200L259 202V203H264V185H262V182L258 181L257 184H254V182L251 183V180H248ZM1 183H3L4 186H2ZM231 187H233V188H231ZM46 188H48V189H46ZM211 188H213V187H211ZM166 190H167V188H166ZM170 192H171V190L167 191L166 194L168 193V195H169ZM132 195L134 196V197H131L132 201H140L139 197L143 196L139 191L137 192V195H139V197L136 195V192H135V194L133 193ZM162 195H163V193H162ZM165 195H163V198L158 197L160 200L158 199L157 205H155L156 203L154 204L155 206L153 204L152 205L150 204V205H148V207L155 208V209H157V207H158V210H161L162 209L161 207L163 206L164 211L165 210L169 211V208L172 209L174 207L177 209H182V212H183V210H185L182 213V214H185V217H187V215H188V217H191V216L195 215V214H193L192 210H189L190 207H191L190 209H192L193 205L196 206V208H199V209H197L198 211L201 210L202 213H206L205 210L207 211V208L213 209L210 206H213V204H215L214 205V207H215L216 204H218L221 200L220 198H219V200L216 199L218 201V203H215V200H214V203L212 204V202H210L211 200H207L205 195L202 194V197L200 199H202L203 201H201L198 198H195L197 196L196 195L195 197H193V200H192L193 202L195 200H197V203L194 202L195 203L194 204L191 201L192 198L190 200H187V201L184 200V199H186V197H188V195H186V197L183 196L182 197L183 199L180 197L181 195L179 197L176 196L177 198L175 196H174L175 198L172 196L174 199H177V201L176 200L172 201L174 199L172 197H170L171 195H169V197L164 199ZM168 195H166V196H168ZM198 195H201V193H199ZM203 196L206 199H204ZM197 197H199V196H197ZM134 198L137 200H135ZM143 198L144 197H141V200ZM3 199L4 200H0V201H3V203L7 202V200H5V198H3ZM179 199H180V201H179ZM161 200L163 201V204H160V203H162ZM181 200H182V203H184V204H181V206H179L180 205L179 203H181ZM29 201H31V200H29ZM112 201L113 200H110V201H108V203H112ZM178 201H179V203H178ZM199 201H201V202H199ZM207 201H208V203H207ZM101 202L106 203L105 200H102ZM175 202H176V204H174ZM186 202L190 203V204L185 205ZM191 202L193 205L191 204ZM74 203L76 205V202H74ZM165 203L168 205L165 206L166 205ZM171 203H172V205H171ZM200 203H202V206L201 207H200V205L197 206V204H200ZM204 203L206 204L205 206L203 205ZM220 203L217 205L219 207L216 206L215 208L223 211V209L226 207L224 209V212H226V211L228 212V210H226L227 209V203L224 201H221ZM207 204H209L210 206H207ZM223 204H224V206H223ZM225 204H226V206H225ZM81 205H84V203ZM177 205H178V207H177ZM220 205L224 208L220 207ZM187 206H188V210L186 209ZM144 207H147V205H144ZM194 208L195 207H193V209ZM201 208H203V209H201ZM35 209H37V208L33 209L34 212H36L38 214H44L42 212H45L42 209H37V210H35ZM220 210L219 211L215 210V211H218V213H221ZM51 212L56 213L57 210L56 211L52 210ZM58 212H59V210H58ZM209 212L212 213V211L208 210L207 213L204 215H207ZM46 213H48V212L46 211L45 214ZM49 214H51V213H49ZM59 214H63V213L59 212ZM212 216H214V215H212ZM123 218H124V216H123ZM125 218H127V220H126L127 222H124L125 219H123L124 221H122V222H124V223H121V225L123 224L122 227L124 226L127 231L131 230V232L130 231L127 232L124 229V227L120 229V226H114L115 228L117 227L118 229L116 228L117 229L116 230L114 228L113 232L114 231H118V232L122 231L127 236V234L128 235L131 233L133 234V230L135 229L134 230V237L132 235H129V237L131 236V238H129L127 240L123 239V238L121 239L120 237H116V236L115 237L113 236L116 240L113 237H112V239H111V237L110 238L104 237L106 240H104V238H102V236L98 237L97 239L94 238V240L95 239L98 240L97 242H99V240L102 239L99 242L102 246L100 245V246H94L93 247V246L87 244L89 249L88 248L87 249L80 248L81 250L79 249L80 250L79 253H78V251L74 254L72 253V256H71L70 252L65 251V250L59 251L61 253L60 255L58 254L59 252L56 253L54 251L56 254L53 253V251L49 250V246H48V245L51 246V243L47 242L45 245L46 247L42 246L43 249L47 250V253L45 252L43 255L42 254L37 255L38 256L37 258H41V257L47 258V259L51 260L50 262L54 263L56 260H60L62 258L60 256L62 255L63 252L64 253L67 252L66 255H64L65 260L64 259L63 260L67 261L68 264H96L97 262L99 264H104L103 263L104 261H107V262H105V264H111V263L119 264L118 262H120V264H122L128 260H131V261L134 260V261H136V263L141 261L139 264H183V263L184 264H189V263L190 264H192V263L193 264H202V263L203 264H211L212 262H213L212 264H239V263L245 264L244 262L247 263V261L250 264H264V260H263V262L261 260L263 258H258L260 260L255 261V259H250L248 257H247V259L245 257H242V256L238 257L237 254L232 253L233 254L232 255L231 252L233 249H236V251H237V247H238L237 244L238 243L234 244V241L232 239L230 240L228 237H225V239H222V237H221L219 240L213 239L211 242H210V240L206 241V239L200 240L199 238H197V236H202V235L197 233V231H196L197 229L193 230V229L197 228V226H200L199 224H194L193 226H191L190 227L191 231H190L189 225L185 226L186 228H188V229H185L186 230L185 231V230H183L185 228L183 226V224H180L181 225L180 228L183 227L181 229H179V225H177V224L176 225L178 226V228L171 226L170 224H165V225H163L164 228L162 229L163 230L162 233L165 232V234H166V232H168L172 235L174 233L173 236L176 235L175 237H179L180 235L175 234V232L178 233V229H179L181 231L183 230V237L181 239L179 238L180 240H178V238H176V240H177L176 241L173 238L171 239V237L170 238L166 237V235L164 237V235H162V238H161V236H160V238H159V236H157L158 239H160V240H158V239H156L157 237H155V235H154V232H156V230L152 229V227L155 228L154 225L158 224V222L155 219L153 220L151 216H147L145 220L144 219L142 220L139 218L140 221H137V224L140 225V223L143 224L144 221H145V223H147L148 222L147 218L149 220L148 223H150V220L152 219V221L150 223V227H151L150 229L151 230L150 229L149 230L154 235V237H153L154 239L152 238L153 235H151L152 239L149 240L150 242L148 240H147V242L145 241L146 244L148 243L147 246L146 245L141 246L142 243H139V242H140V239L142 237H136V235H135V234H138L137 232H138L139 228L136 229L134 226H132L129 223L131 228L134 227V228H132L133 229L132 230V229H130L129 224H128V226H127V224H126V226L124 225L125 223H128V221L129 222L133 221V223L136 224V221H134V220L130 221V218H128V216ZM118 220H120V219H118ZM121 220H122V218H121ZM76 222H77V220H76ZM65 223H61V221H59V224H61V226H63V224H65ZM74 223L75 222H71V224H70V222H67L65 224V226L68 224H69V226L74 225ZM78 224H80V221H79V223L78 222L76 223V227L79 228L81 230V232H83V234L85 233L84 234L85 236L81 235L82 233L78 230V232H80L79 236H81V237L78 236L77 238H79V239L76 238V243H77V241H81L83 238L84 239H93V238H88L86 236H88V234L94 235L96 233H92V232H96V231H99L101 229V227L98 228V226H99L98 224L96 225V227H92V225H91V227H89V225H90L89 223H85L86 226H84L81 223L80 225L83 227H86V229L83 227L80 228V225H78ZM137 224H136V226H137ZM202 224H204V223H201V227H198V228H203L204 225H206V224H204L202 226ZM166 225H167V227H166ZM127 227H129V229H127ZM139 227L141 228V226H139ZM169 227H171V228H169ZM88 228H89V230H87ZM165 228L167 230H165ZM172 228H173V230H172ZM174 228L176 229L175 231H174ZM122 229H124V230H122ZM204 229H205V231L209 230V228H203V231H204ZM169 230L171 232H169ZM89 231H92V232L90 233ZM140 231H142V230H139V232ZM184 231H185V233H184ZM78 232H76V234ZM87 232H89V233L87 234ZM194 232H196V233L193 234ZM82 236H83V238H82ZM167 236H170V235L168 234ZM184 236H186L187 239L184 238ZM9 238H12V239H10V241H13V239H14V237H10V236H9ZM164 238H165V240H163ZM15 239L20 240V237H16ZM198 239H199V241H201L200 243H199ZM109 240H110V246L108 244ZM187 240H189V241L191 240L190 243ZM105 241H106V243L107 242L108 243L105 244L104 243ZM132 241L133 242L135 241V242L133 243ZM15 242H16V240H15ZM63 242L68 245L70 242H72V240H70L68 242V241H66V238H65L62 240L61 243H63ZM125 242L127 244H125ZM131 242H132V244H131ZM156 242L157 243L159 242V244H156ZM152 243H154V244H152ZM204 243L205 244L208 243L207 246H203V245H205ZM119 244H121V245H119ZM123 244H125V246ZM128 244H129V246H127ZM191 244L193 245V247H191L192 246ZM217 244H219L218 245L219 247H221V246L222 247H226V246L228 247L229 246L228 250H230V251H226L224 253L223 252L224 250L217 249V246H216ZM240 244L241 243H239L238 245H240ZM150 245L153 246L154 248H152V249L147 248ZM245 246H247V245H245ZM245 246H241L240 249L242 252L246 251V253H248V251L246 249H244ZM104 248L106 249V251L104 250ZM113 248L116 251H114ZM117 249L118 250L120 249L119 251L122 254L119 253V251H117ZM83 250H84V252H81ZM101 250H104L105 252L101 251ZM248 250L251 251V249H248ZM107 251H109V254L107 253ZM148 251H150V252H148ZM251 252H254V251H251ZM80 253H82V254H80ZM104 254H106V255H104ZM107 254H108V257L106 258ZM123 254H124V257H123ZM0 255H2V253ZM44 255L45 256L47 255V257H44ZM103 255H104V258H103ZM109 255L111 256V258ZM217 255H219V256H217ZM221 255H224L225 257H223ZM100 257H102V258H100ZM241 257H242V259H241ZM50 258H52V259H50ZM63 260L61 259V261H63ZM79 260H81V262ZM122 260L124 262H122ZM236 261H239V262H236ZM69 262H71V263H69ZM55 264H58L57 261L55 262Z\"/></svg>", "mask_w": 264, "mask_h": 264}]
</instances>
